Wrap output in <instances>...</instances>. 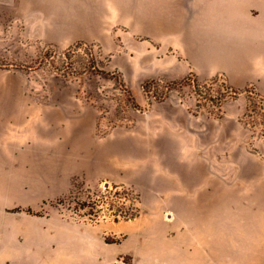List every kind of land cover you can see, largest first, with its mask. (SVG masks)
<instances>
[{"label": "crops", "instance_id": "0c3cea01", "mask_svg": "<svg viewBox=\"0 0 264 264\" xmlns=\"http://www.w3.org/2000/svg\"><path fill=\"white\" fill-rule=\"evenodd\" d=\"M183 12L189 20L184 15L182 44L166 61L152 57L157 73L170 80L222 77L231 89L251 88L264 98V0H184ZM190 108L174 98L162 102L150 113L149 130L120 128L100 144L93 106L41 102L39 121L31 123L30 100H0V188L22 196L33 189L43 198L66 193L79 175L106 177L149 190L155 206L109 230L78 223L61 246L69 260L12 264H264V149L200 145L222 137L208 124L234 126L230 138L238 142L246 101L224 102L219 119ZM109 234L122 238L108 243Z\"/></svg>", "mask_w": 264, "mask_h": 264}, {"label": "rangeland", "instance_id": "374dc122", "mask_svg": "<svg viewBox=\"0 0 264 264\" xmlns=\"http://www.w3.org/2000/svg\"><path fill=\"white\" fill-rule=\"evenodd\" d=\"M99 1L0 0V100H30L31 123L39 121L35 114L41 102L77 100L80 107L93 106L95 142L102 144L120 128L130 134L149 130L150 113L173 98L191 105L193 114L216 119L224 118V102L240 99L246 111L238 142L230 138L234 126L208 124L209 132L221 128L222 137L200 145L264 149V98L254 90H233L222 77L203 82L190 73L170 80L157 73L152 57L166 61L177 54L174 44H182L184 15L189 20L184 0ZM111 147L117 150V143ZM151 197L149 190L130 183L82 175L57 196L40 198L33 189L22 196L0 188V264L69 260V251L61 248L67 231L78 223L109 230L146 217L155 208ZM121 238L109 234L106 240Z\"/></svg>", "mask_w": 264, "mask_h": 264}]
</instances>
